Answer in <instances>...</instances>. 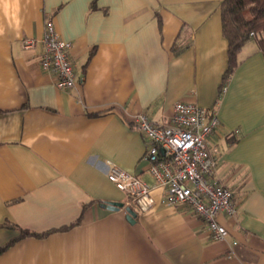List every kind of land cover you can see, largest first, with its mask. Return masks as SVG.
Listing matches in <instances>:
<instances>
[{
    "label": "crops",
    "instance_id": "obj_1",
    "mask_svg": "<svg viewBox=\"0 0 264 264\" xmlns=\"http://www.w3.org/2000/svg\"><path fill=\"white\" fill-rule=\"evenodd\" d=\"M222 2L0 0V248L21 230L44 235L19 239L0 264H264V55L249 41L217 102ZM47 18L84 78L70 90L39 64ZM179 101L219 120L208 146L237 203L235 216H218L222 240L163 203L145 160L136 117L167 125ZM112 166L154 186L155 205L131 207L132 221Z\"/></svg>",
    "mask_w": 264,
    "mask_h": 264
},
{
    "label": "built area",
    "instance_id": "obj_2",
    "mask_svg": "<svg viewBox=\"0 0 264 264\" xmlns=\"http://www.w3.org/2000/svg\"><path fill=\"white\" fill-rule=\"evenodd\" d=\"M42 44L41 70L55 77L58 89L70 90L84 80L77 78L72 44L61 38L51 18L45 21ZM34 45V40H25L23 44L25 49ZM218 125L215 114L187 101L175 103L167 125L155 124L147 114L135 119V127L146 142L145 160L154 186L164 190L163 203L190 211L205 222L213 239L222 240L227 230L218 222V216H235L237 203L233 191L217 181L219 163L208 146V138ZM108 178L128 193L129 207L145 212L155 205L151 195L154 186L116 166L111 167Z\"/></svg>",
    "mask_w": 264,
    "mask_h": 264
},
{
    "label": "trees",
    "instance_id": "obj_3",
    "mask_svg": "<svg viewBox=\"0 0 264 264\" xmlns=\"http://www.w3.org/2000/svg\"><path fill=\"white\" fill-rule=\"evenodd\" d=\"M221 20L222 33L228 42V66L222 76L217 102L220 101L224 88L242 62L240 54L245 45L251 40L255 41L264 55V0H223ZM179 50L180 46L175 44L173 52L178 53ZM29 236L44 237V235L21 230L19 239ZM19 239L0 248V255Z\"/></svg>",
    "mask_w": 264,
    "mask_h": 264
},
{
    "label": "water",
    "instance_id": "obj_4",
    "mask_svg": "<svg viewBox=\"0 0 264 264\" xmlns=\"http://www.w3.org/2000/svg\"><path fill=\"white\" fill-rule=\"evenodd\" d=\"M122 207H123V204H119V203H112L111 204V209H114V210H118L119 208H122ZM127 211L129 213V219H130V221H132V218L136 217V213H135V211H133V209L131 207H127Z\"/></svg>",
    "mask_w": 264,
    "mask_h": 264
}]
</instances>
